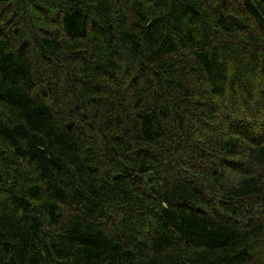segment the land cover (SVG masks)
Instances as JSON below:
<instances>
[{
  "label": "trees",
  "instance_id": "1",
  "mask_svg": "<svg viewBox=\"0 0 264 264\" xmlns=\"http://www.w3.org/2000/svg\"><path fill=\"white\" fill-rule=\"evenodd\" d=\"M0 264H264V0H0Z\"/></svg>",
  "mask_w": 264,
  "mask_h": 264
}]
</instances>
